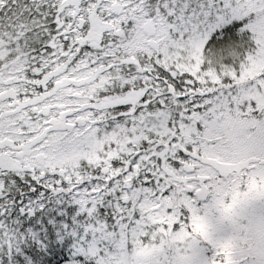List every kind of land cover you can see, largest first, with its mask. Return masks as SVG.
<instances>
[{
    "label": "snow or ice",
    "instance_id": "1",
    "mask_svg": "<svg viewBox=\"0 0 264 264\" xmlns=\"http://www.w3.org/2000/svg\"><path fill=\"white\" fill-rule=\"evenodd\" d=\"M0 264H264V0H0Z\"/></svg>",
    "mask_w": 264,
    "mask_h": 264
}]
</instances>
